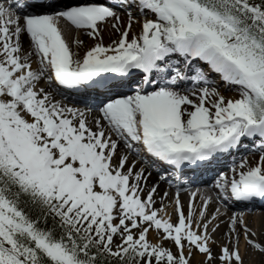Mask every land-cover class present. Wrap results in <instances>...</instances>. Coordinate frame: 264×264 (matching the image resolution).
Segmentation results:
<instances>
[{
    "label": "snow or ice",
    "instance_id": "obj_1",
    "mask_svg": "<svg viewBox=\"0 0 264 264\" xmlns=\"http://www.w3.org/2000/svg\"><path fill=\"white\" fill-rule=\"evenodd\" d=\"M41 81L93 94L98 115ZM249 144L258 157L237 160ZM196 170L215 196L184 188ZM256 200L264 0H0V264H264V230L229 210Z\"/></svg>",
    "mask_w": 264,
    "mask_h": 264
},
{
    "label": "bare ground",
    "instance_id": "obj_2",
    "mask_svg": "<svg viewBox=\"0 0 264 264\" xmlns=\"http://www.w3.org/2000/svg\"><path fill=\"white\" fill-rule=\"evenodd\" d=\"M136 27H138V26H136ZM111 32H112L111 39H109V38L106 39L104 41V43H106V42L107 43H110L111 40H112V38L115 39L116 35H118V33H116L114 30H111V28L106 27V29L104 31V36L106 34H111ZM107 37H108V35H107ZM87 38L82 37V41H84L85 44H86ZM45 89L48 90V91L57 92L60 95L59 98H56V96H55L56 94L54 95V93H53L54 99L60 100V101H62L65 104H69V105L75 106V105H73L71 103L66 102V100L63 97L60 98L61 96H63V94H62L63 92L61 90L59 91L58 88H57V86H55L54 83L52 85H46ZM83 98H84V106H86L88 108H96V105L99 106V103L98 102H93L92 101L93 99H90V98L86 97L85 95H83ZM75 107L82 108V107H79V106H75ZM96 115H98V111L95 112L94 110H92V112L89 114V120H91ZM123 148H124L123 142H121V149L123 150ZM252 155H253V152H250V153L246 154V156H249V159H250V157ZM129 156H132V160H134V157H133L134 156V152L130 153ZM141 164H142L141 162H137V167H139ZM146 168L149 170L148 167H146ZM157 179H158V176H156L154 174V172H151V176L148 178V185L151 186L154 182L157 181ZM199 184H203V186L195 187L193 185H187V186H184V188L185 189H189V188L190 189L201 188V189H204V190L209 191L210 194H212L213 196H215V189H213L209 183L199 182ZM165 189H168L169 190V194H170L169 197L171 198V194L174 191V187L173 188H169V185L166 182H161L160 183V192H163ZM181 197H182V200L185 203V210H187V202H188V198H189V192L184 191L183 194L181 195ZM197 202H199L198 201V198H197ZM157 206H159V204ZM215 207H216L215 204H211L209 206L208 211L209 212L214 211ZM229 210L230 211H235V210H232V209H229ZM236 211H245L247 213L248 221L252 225L259 223L258 221L260 220V218H264V213L260 212V209L259 210H257V209H250L249 210V209L246 208V209H243V210H236ZM226 231H227V228L224 225H222L221 228L219 229L218 234H223ZM154 235L155 234L153 233V236ZM213 252L214 253L219 252V246L218 245L217 246L215 244L213 245ZM202 258H203V256L201 257V255L199 253H196L195 254V257L193 259V264H197L198 261L203 260Z\"/></svg>",
    "mask_w": 264,
    "mask_h": 264
},
{
    "label": "rangeland",
    "instance_id": "obj_3",
    "mask_svg": "<svg viewBox=\"0 0 264 264\" xmlns=\"http://www.w3.org/2000/svg\"><path fill=\"white\" fill-rule=\"evenodd\" d=\"M110 28V27H109ZM136 28H138V27H136V26H134V30L136 29ZM112 30V29H111ZM75 35L80 39V40H82V37H84V38H87L88 36L86 35V34H84L83 32H78V33H75ZM107 35H108V37H107ZM119 35V34H118ZM118 35H116V37H115V39L116 38H118ZM111 36H112V32H111V34H106L105 36H104V41L106 40V39H111ZM69 39L71 40L72 39V36H69ZM114 38H112V40H113ZM95 41L92 39V38H90V37H88L87 38V41H86V44L84 43V41H83V45L79 48V51H80V53H81V55H83V52L86 50V48L88 47V46H90V45H92L93 43H94ZM107 43V42H106ZM34 67L36 66L35 65V63H34V65H33ZM219 77H217V79H218ZM214 79V78H213ZM38 86H44V87H46V84H44V82L43 81H41L40 82V84L38 85ZM221 91H224V89L222 88L221 89ZM52 93H54V95L56 96V98H59V96H58V93L57 92H52ZM224 94L225 95H227V96H233V95H235V93L234 92H232V91H225L224 92ZM92 110H94L95 112H97L98 111V109H92ZM253 157H258V153H256V154H253L251 157H250V160H252V158ZM129 160L131 161L132 160V156H129ZM152 172V171H151ZM154 174H155V172H154ZM156 175V174H155ZM157 176V175H156ZM199 186V185H198ZM198 186H195V187H198ZM200 186H203V184H200ZM183 194V192L181 193V195ZM169 199H171L170 197H169ZM166 203H167V201H166ZM240 210H242V209H240ZM250 210V209H249ZM257 210H259V209H257ZM169 211H171V207H169ZM236 211V210H235ZM260 212H262V213H264V208L263 209H260ZM173 218H175L174 216H173ZM259 223H257V224H250V226H252L253 227V229L254 230H258V229H262V230H264V218H260V220L258 221ZM218 232H219V230H218ZM218 232L216 233V238H217V240L220 242V243H223L224 241H223V239H222V234H218ZM259 239L260 240H262V241H264V235H261L260 237H259ZM216 246L218 245L219 246V244H215ZM173 250H175V249H173ZM261 255L262 254H260V253H249V255H247L246 257H245V264H248V261H249V259L250 258H255V260H259L260 258H261ZM202 257V256H201ZM202 259H204V258H202ZM212 264H218V261H213L212 262Z\"/></svg>",
    "mask_w": 264,
    "mask_h": 264
}]
</instances>
